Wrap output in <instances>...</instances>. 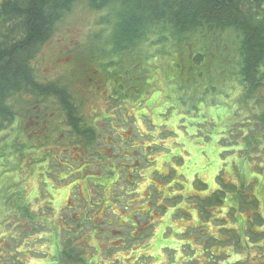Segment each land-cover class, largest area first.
Wrapping results in <instances>:
<instances>
[{
  "label": "rangeland",
  "instance_id": "obj_1",
  "mask_svg": "<svg viewBox=\"0 0 264 264\" xmlns=\"http://www.w3.org/2000/svg\"><path fill=\"white\" fill-rule=\"evenodd\" d=\"M96 19L78 5L34 66L42 81L69 84L96 123L91 150L103 160L66 138L43 141L53 161L31 160V170L14 176L21 186L0 190V264H65L62 235L74 236L80 264H264V221L252 215L264 211V154L241 152L243 113L232 114L230 96L206 106L212 97L204 81H187L183 70H159L143 58L141 67L124 62L123 89L113 94L105 76L95 77L98 60L89 57L98 47ZM192 84L201 88L195 95L201 100L189 99ZM215 192L222 204L211 201L206 213L202 202ZM10 194L19 196L4 207ZM17 197L30 204L31 225L14 216ZM85 210L96 238L92 226L77 227ZM44 221L50 225L41 229Z\"/></svg>",
  "mask_w": 264,
  "mask_h": 264
},
{
  "label": "trees",
  "instance_id": "obj_2",
  "mask_svg": "<svg viewBox=\"0 0 264 264\" xmlns=\"http://www.w3.org/2000/svg\"><path fill=\"white\" fill-rule=\"evenodd\" d=\"M80 4L97 16L94 26L100 29L92 33L98 47L89 57L98 60L95 77L105 76L113 94L123 89L119 76L126 71L127 60H132L130 68L141 67V58L159 70L160 66L164 71L179 68L187 81H204L198 85L203 84V92L212 97L206 106L219 105L227 96L233 99L232 114L243 113L241 121L247 126L238 141L241 152L264 154V0H0V190L21 186L14 176L21 168L31 170V160L37 165L53 161L44 140L66 138L69 145L99 156L91 150L97 139L96 123L82 113L81 101L69 84L42 81L34 66L42 48ZM192 85L194 95L189 99L201 100L202 96H195L201 88ZM117 101L122 103L120 98ZM16 195H6L4 207ZM248 199L247 204L257 209L258 202ZM17 200L14 216L31 225L30 204ZM213 200L222 204L215 192L202 202L203 211L208 213L206 206ZM84 212L77 227L90 225L98 237V228ZM256 212L255 220L264 221V211ZM47 225L44 221L40 228ZM61 239L63 263H82L74 236ZM81 244L88 247L86 240ZM74 249L75 257L70 254ZM7 264H13L12 260Z\"/></svg>",
  "mask_w": 264,
  "mask_h": 264
}]
</instances>
